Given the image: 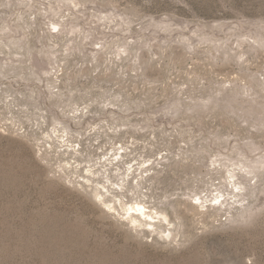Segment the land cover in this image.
Wrapping results in <instances>:
<instances>
[{
	"label": "rangeland",
	"instance_id": "obj_1",
	"mask_svg": "<svg viewBox=\"0 0 264 264\" xmlns=\"http://www.w3.org/2000/svg\"><path fill=\"white\" fill-rule=\"evenodd\" d=\"M0 264H264V0H0Z\"/></svg>",
	"mask_w": 264,
	"mask_h": 264
},
{
	"label": "bare ground",
	"instance_id": "obj_2",
	"mask_svg": "<svg viewBox=\"0 0 264 264\" xmlns=\"http://www.w3.org/2000/svg\"><path fill=\"white\" fill-rule=\"evenodd\" d=\"M139 211L141 212V214L146 215V210H145V208H143V209H140V208H139ZM133 222H134V221H133Z\"/></svg>",
	"mask_w": 264,
	"mask_h": 264
}]
</instances>
